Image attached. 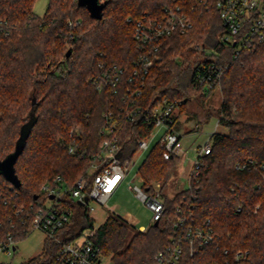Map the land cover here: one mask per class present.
I'll use <instances>...</instances> for the list:
<instances>
[{"label": "trees", "instance_id": "trees-1", "mask_svg": "<svg viewBox=\"0 0 264 264\" xmlns=\"http://www.w3.org/2000/svg\"><path fill=\"white\" fill-rule=\"evenodd\" d=\"M36 1L0 0V18L8 30L0 35V160L15 150L24 125L32 123L15 164L22 182L17 188L19 202H33L41 186L58 175L66 184L88 176L105 138L104 112L117 113L127 106L122 102L126 78L140 51L134 21L146 12L160 14L164 6L180 4L191 14L193 27L163 39V59L151 68L136 101L154 106L181 99L180 113L194 98L204 103L213 91L193 84L197 62L193 59L199 53L195 48L203 46L217 52L218 62L227 65L219 87L222 101L216 109L218 124L226 131L211 134V152L191 187L164 196L166 208L158 225L154 222L146 231L130 235L129 223L111 213L95 241L114 264H150L169 242L179 214L176 208L184 203L193 205L197 223L210 220L216 234L196 255L199 264H264V41L235 57L233 46L219 38L224 24L218 9L204 7L199 0H102L107 3L101 19L92 17L77 0H49L45 13L38 15ZM69 48L72 52L67 55ZM101 63L125 68L118 94L97 89L92 78L102 73ZM120 119L115 132L119 156L131 159L151 128L124 113ZM78 125L84 133L78 137L77 151L71 153V130ZM249 159L255 167H236ZM181 161V156L165 159L155 145L140 170L144 186L152 188L161 181L164 188L178 175ZM0 179L8 183L1 174ZM65 202L74 209L65 231L80 233L90 219L78 202ZM5 211L11 208L3 205L0 196V216ZM50 245L45 241L41 254L21 264H47ZM239 250L247 251L245 259L237 260Z\"/></svg>", "mask_w": 264, "mask_h": 264}, {"label": "built area", "instance_id": "built-area-1", "mask_svg": "<svg viewBox=\"0 0 264 264\" xmlns=\"http://www.w3.org/2000/svg\"><path fill=\"white\" fill-rule=\"evenodd\" d=\"M199 3L204 7L215 5L218 9L224 24L219 38L226 45L233 46L235 57L243 50L253 48L264 41V0H199ZM69 23L73 24L72 21ZM192 27L191 16L180 4L166 5L160 14L146 12L134 21V38L140 51L126 78L122 102L127 106H121L117 113L113 109L104 112L101 133L105 138L98 153L93 157L88 176L79 177L73 184H66L62 176L58 175L45 182L41 186L40 194L28 204L19 202L18 187L6 178L8 183L5 184L0 179L3 205L11 208V211H5L4 216H0V264H12L10 260L22 240L17 237H28L35 230L42 231L45 241L51 244L47 264H114L111 256L104 254L95 241V234L101 224L91 215L94 209L91 202L105 204L127 179L134 163V157L123 160L118 156L121 146L115 132L120 124L121 113L131 121L142 120L151 128L148 137L139 140V150L136 154L149 148V139L155 136V129L164 130L156 145L161 148L165 159L182 157L185 153L178 122L182 100H166L154 106H142L136 99L142 95L145 78L151 68L163 59V39L186 33ZM7 33L6 22L0 18V35ZM201 48L204 54L202 59L196 62L193 84L203 87L205 92L214 91L220 87L221 76L227 65L218 62L217 52L203 46ZM100 66L102 73L92 78L97 89H110L112 93L118 94L123 77L127 74L125 68L116 63H101ZM83 133L84 129L80 125L72 128L69 152L77 151V140ZM211 149L210 139L196 147V156L191 159L187 174L189 187L192 180L200 175L204 157ZM255 165L256 162L249 159L238 163L236 167L247 168ZM141 179L144 181L142 175ZM158 188L137 184L133 186L136 196L151 209L153 223L162 219L166 208ZM66 199L78 202L85 208L90 219V225L80 233L65 231L74 215V209L66 204ZM182 205L176 208L179 214L169 242L154 254L150 264H199L195 259L196 255L213 242L216 234L210 220L205 224L197 223L193 217V205ZM139 229L146 231L148 228ZM246 254L247 251L239 250L237 260L245 259ZM208 264L221 263L211 261Z\"/></svg>", "mask_w": 264, "mask_h": 264}, {"label": "rangeland", "instance_id": "rangeland-1", "mask_svg": "<svg viewBox=\"0 0 264 264\" xmlns=\"http://www.w3.org/2000/svg\"><path fill=\"white\" fill-rule=\"evenodd\" d=\"M49 0H37L34 5V11L38 15H43L47 9ZM189 13V12H188ZM191 16V14L189 13ZM192 19V18H191ZM194 43L193 46H196ZM201 45V44H197ZM198 56L193 61H199L203 57V49L195 48ZM222 101V92L216 88L212 94L204 101L200 99H192L188 107L180 113L179 127L182 134V142L185 153L182 155V161L179 168L178 175L170 180L163 188L162 182L157 181L152 185L159 187L161 196H173L182 189L189 187V180L187 179V171L189 169L191 159L196 156V147L207 142L210 136L215 131H226L222 125L218 124V109ZM209 113H212L208 118ZM208 118V119H207ZM155 136L149 140V148L138 152L134 156V163L131 166L129 175L123 184L118 188L113 196L108 198L105 204L99 205L91 202L94 206L91 212L92 217L98 224H103L108 214L114 213L131 226V234L140 230V226L149 227L153 224V213L151 209L140 200L133 189L135 184L144 185L141 179V167L146 161L149 153L158 143L163 129H155ZM85 210V208H84ZM45 245V235L40 230H35L29 236L18 243L17 251L10 260L12 264H21L28 261L30 258L39 255L43 252Z\"/></svg>", "mask_w": 264, "mask_h": 264}, {"label": "water", "instance_id": "water-1", "mask_svg": "<svg viewBox=\"0 0 264 264\" xmlns=\"http://www.w3.org/2000/svg\"><path fill=\"white\" fill-rule=\"evenodd\" d=\"M78 5L81 6H86L87 9L89 10L90 14L92 17L101 19L103 17V9L106 5V1L102 0H77ZM72 52V49L69 48L67 51V55H70ZM31 122L27 123L24 125L23 130H22V135L20 139L17 142L16 148L13 152L9 153L4 159L0 160V174L3 175L8 181L13 183L16 187L21 186V180L16 174L15 170V164L22 153L27 135L29 133V130L31 128ZM120 155V152L118 153V156ZM37 195H35V198ZM88 199V198H86ZM81 203V202H80ZM82 204V203H81ZM159 221L155 222V225H158Z\"/></svg>", "mask_w": 264, "mask_h": 264}, {"label": "crops", "instance_id": "crops-1", "mask_svg": "<svg viewBox=\"0 0 264 264\" xmlns=\"http://www.w3.org/2000/svg\"><path fill=\"white\" fill-rule=\"evenodd\" d=\"M190 164H191V163H190ZM189 169H190V166H189ZM189 169H188V171H187V174H188V172H189ZM187 174H186V175H187ZM117 190H118V189H117ZM113 195H114V194H113ZM113 195H112V196H113ZM140 227H145V226H140ZM140 227H139V228H140ZM139 228H138V229H139Z\"/></svg>", "mask_w": 264, "mask_h": 264}]
</instances>
